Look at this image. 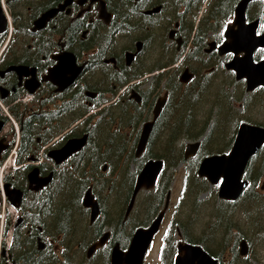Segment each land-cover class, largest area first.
<instances>
[{"label":"flooded vegetation","instance_id":"af4514ba","mask_svg":"<svg viewBox=\"0 0 264 264\" xmlns=\"http://www.w3.org/2000/svg\"><path fill=\"white\" fill-rule=\"evenodd\" d=\"M239 1L0 0V264H89L95 253L103 256L101 264H112L114 248L119 251L128 249L136 229L149 226L165 207L166 201L168 204L169 187L155 213H145L139 221L131 213L138 192L152 187L155 189L165 165L164 148L161 156L152 154L143 160L141 158L154 123L170 98L168 79H173L174 75L187 86H199L200 74L212 75L207 84V93L211 92L214 97H209L206 103L207 96L200 101L206 109L210 108L216 91L227 96L228 84L239 81L242 85L240 120L238 124L236 122L229 145L205 155L228 152L241 122L264 127V121L257 115L264 110V83L247 89L246 77H237L233 68L226 67V63L234 56L243 55V50L220 51L218 48L222 42L232 40L229 33L238 27L235 8ZM51 9H54L53 14L44 22L38 19ZM222 9H226L224 16ZM253 20H256L255 35L262 34L264 0L248 1L244 22ZM205 22H209L210 26L205 30L206 38L199 53L202 62L197 65L201 66L199 71H195L193 61L189 60L193 59L190 51L192 40L197 33V25ZM160 34L172 42L176 49L152 52L150 48ZM252 54L256 62L264 58V45L255 47ZM71 55L81 69L70 84L58 89L72 72ZM216 58L220 59L227 75L213 78V61ZM204 63L210 65L203 66ZM185 71L188 77L183 75ZM159 75L161 80L152 90L151 84L157 82ZM133 90L137 92L139 100L131 96ZM87 91L93 95H88ZM160 96L165 97L164 103L154 119L142 152L136 155L140 131L132 142L135 131L123 130L125 141L128 139L132 144L129 147L131 151L123 148L121 153L118 151L115 154L118 145L112 141L110 146L104 147L105 150L101 147L95 163L98 165L99 161H103L101 169L117 168L114 177L100 179L94 171H90L77 186V198H74L72 184L61 178L62 171L79 166L73 160L85 155L84 149L90 134L87 128L102 118L104 107L124 103L140 108V113L146 101H153L144 120L147 121L153 118V109ZM95 103L101 107L89 113ZM224 104L221 103L220 114L232 115L233 109H227ZM85 132L88 133L86 143L63 161L55 163L48 155L49 150L60 147L68 138ZM197 139L199 145L195 153L185 158L184 149V159L193 157L199 151L202 137ZM215 140L216 135L214 144ZM150 158H161L162 168L152 187L138 190L127 211L136 176ZM138 161H141V166L130 185V171ZM95 164L92 159H84L83 166L90 169ZM126 168L128 172L125 176L122 171ZM33 169H36L37 178L31 181L29 173ZM169 172L170 186L172 171ZM48 174L51 176L46 182L38 178ZM242 179L246 180V184L239 195L234 199L220 198L224 200L223 204L220 205L218 201L216 206L229 216L236 212L233 208L240 198L245 206L257 203L259 216L246 218L245 231L242 227L237 229L227 224L217 241V249L202 241L186 240V231L181 232L179 229L176 240L170 225L161 234L166 204L142 264H147L145 257L154 248L158 250V264H174L179 241L200 244L216 259V264H232L236 257L240 260L249 257L259 263L253 245L260 242L264 246V226L261 222L264 215V141L249 157ZM103 185L105 189L102 195L100 187ZM88 188L98 204V213L93 218L90 207L82 202V196ZM221 206L223 208L219 209ZM101 238L104 241L89 253V247Z\"/></svg>","mask_w":264,"mask_h":264},{"label":"water","instance_id":"95a60500","mask_svg":"<svg viewBox=\"0 0 264 264\" xmlns=\"http://www.w3.org/2000/svg\"><path fill=\"white\" fill-rule=\"evenodd\" d=\"M249 0H240L235 8V22L238 24L236 30H231L229 38L232 40L222 42L219 45L220 51L232 49L235 52L243 50V55L234 56L226 63L227 68H233L236 76H245L247 80V89H251L258 84L264 83V58L259 61L253 60V50L259 45H264V32L255 35L254 27L256 20L252 22H244V10ZM53 10L45 11L38 19L44 22L53 14ZM1 19V18H0ZM213 44V43H211ZM72 72L66 77L63 84L58 89L70 84L79 73L81 66L75 64L74 57L71 55ZM55 72V71H54ZM185 76H189L185 71ZM88 95H93L87 91ZM131 96L139 100V96L135 90ZM165 97L160 96L155 103L153 109V118L144 121L141 125L140 135L136 146V155H139L146 145L147 138L152 129L155 117L158 115ZM88 133L85 132L80 136L68 138L60 147L49 150L48 155L59 163L63 161L71 153L80 149L87 140ZM264 141V127L246 122H241L238 126L232 146L228 152L211 153L201 158L197 165L198 176L206 178L211 184H217V194L219 198L234 199L236 198L246 184V180L242 179V174L249 157L257 151L261 143ZM199 145V139L190 141L186 144L184 156L185 158L192 156ZM163 165L161 158H150L139 170L136 176V182L131 195L130 203L127 211L131 207L136 193L141 187L149 188L155 183L156 177ZM36 169L29 173V179L36 177ZM50 174L44 177H38L41 180L50 179ZM168 200V198H167ZM85 206L91 209V218L98 213V204L94 199L91 189L88 188L82 197ZM167 201L165 203L166 207ZM165 207L159 211V214L147 227H139L133 234L131 243L126 251L113 249L111 254L112 264H142L145 252L150 244L154 232L157 230ZM103 238L99 242L93 243L89 247V253L98 243H102ZM177 254L174 257V264H216V259L212 257L200 244L188 241H179L177 244ZM244 252L243 250L241 251Z\"/></svg>","mask_w":264,"mask_h":264},{"label":"trees","instance_id":"16d2710c","mask_svg":"<svg viewBox=\"0 0 264 264\" xmlns=\"http://www.w3.org/2000/svg\"><path fill=\"white\" fill-rule=\"evenodd\" d=\"M222 15L224 16L226 13V9L221 10ZM209 22L200 23L197 25L196 30L197 33L195 34L193 40H192V48H191V54L193 55V59H189L190 61H193V65L195 67V71H199V66L201 64L197 65V63L202 62V56L199 54L202 50V45L205 40L206 32L205 30L209 28ZM189 29L192 28V25L188 27ZM176 48H173L175 50ZM168 50H172L169 48ZM215 65V75L214 77H218L219 73L216 72L217 69H223V64L221 63L219 58H216L213 61ZM209 63H204L203 66H208ZM176 73V72H175ZM201 78L199 79V86L196 84L193 85H185L180 83L177 80L176 75H174L173 79H168V87L171 88L170 90V98L167 100V104L164 105V111L160 113L158 118L156 119L153 130L151 132L150 139L148 140L147 147L143 153V156L141 160H143L146 157L152 156H161L163 152L157 153L153 150H151V143L154 141V136L156 134H160L159 140H161L163 133H166L164 140L162 142V145L164 148V151L166 150V158H165V165L162 170V174L158 179L157 185L155 189L151 193V197L147 201L146 205V211L147 213H155L158 210V207L161 204V201L163 200L164 194L166 193L169 182L171 180L170 173H165L167 169H169L171 166L177 164L178 162L184 163L185 168V188L188 187V193L195 192L198 187L202 185L201 182H205L204 178H196V169L197 165L200 161V157L202 155H205L206 153L212 152L214 149L220 150V145L218 147L217 144H213V138L216 134L220 133V130L225 126V122L223 119L221 122H219V118L221 117V103L225 102L224 106L227 109H230L231 106H229V100H228V94L227 96L221 97V94H219L216 91L215 99H212V103L210 104V108L207 109L208 113L200 115V111L204 106L201 105V100L203 98L206 99L204 103L208 102L210 94L207 93L208 86L207 85L210 82V78L212 75L210 73L206 74H200ZM161 80L160 75L157 76V82H152L151 88L152 90H155L157 85L159 84ZM192 82V81H191ZM207 86V87H206ZM212 87V86H211ZM211 93V92H210ZM228 93V92H227ZM214 97V96H213ZM239 98V96H236ZM226 98V99H225ZM153 101H150L149 103H145L144 109L136 107L135 105L130 106L124 103H119L117 106L108 105L104 107L103 114L101 115L102 118L97 120V123L94 124V126L89 125L87 128L89 131V139L87 143V147L84 149L85 155L83 158L74 159L73 161L75 163H78L79 166H75L70 169H65L62 171L63 175H61V178H64L65 182L68 183L67 180L70 181V185L72 184L73 188V196L74 198H77L76 193L77 192V186L79 183L84 179V175H88L90 171H93L90 169L84 168V159L87 161V159H92L94 161V164L96 161H98L97 156L100 155L101 147H108L112 144V141L115 142V145H118L117 151H115V154L120 151L122 152V149L131 151L132 148H129L132 146V144L127 141H125V135H123L122 131L125 130L124 128L128 126V130L135 133L133 134V141L136 140L137 135L140 131V125L145 120L147 113L149 112L151 105ZM99 103H95L92 105V107L98 105ZM150 104V105H149ZM149 105V106H148ZM112 107V108H111ZM140 107V106H139ZM212 108H214V111H210ZM232 109V108H231ZM213 113V114H212ZM220 114V116H219ZM228 114V113H227ZM233 115H230L228 117H231ZM211 117L213 119L211 120ZM129 124H132L129 127ZM181 132H183V135H181ZM199 137H202V140L200 142L199 151L191 158L184 159L183 157V150L182 147L176 146V142L179 138H186L190 140H195ZM232 138V137H230ZM231 141V140H230ZM217 145V146H214ZM105 150V149H104ZM129 155L131 153L129 152ZM132 158V157H131ZM129 162H127L128 167ZM82 165V167H81ZM141 166V161H138L135 168L130 171L131 178L129 179V184L131 185L135 174L139 170V167ZM124 175L126 176V173L128 172V169H124L122 171ZM197 179V180H196ZM201 189L203 187H200ZM224 200H220L219 204L222 205ZM223 206H221L219 209H222ZM222 210H217V215L220 217L222 215L220 212ZM218 217V218H219ZM210 233H212L211 230H209ZM185 239L188 241H202L204 243V238L201 239H195L194 237L185 234ZM170 240L172 241V237L170 236Z\"/></svg>","mask_w":264,"mask_h":264},{"label":"rangeland","instance_id":"374dc122","mask_svg":"<svg viewBox=\"0 0 264 264\" xmlns=\"http://www.w3.org/2000/svg\"><path fill=\"white\" fill-rule=\"evenodd\" d=\"M171 22L172 20L170 21V23ZM170 23L168 25L169 27H171ZM187 23L190 24V22ZM160 32L163 33L162 30H160ZM158 36L159 37L155 39L153 46L150 48L152 52L160 51L166 48L167 49L174 48L173 43L165 40L164 35L160 34ZM125 41H122V43H124ZM167 42L169 45H167ZM224 75L227 74L223 68L219 71L218 76H224ZM231 77H227V78L231 79ZM228 85H229L228 100L230 104L229 106H231L234 112L232 113L233 116L231 117H228L227 113L226 114L223 113V115H221V117L218 119L219 122H221L223 119H226L224 120L225 122L224 129L221 130L219 134H216L217 140H215V142L218 145V147L219 145L220 146L229 145L231 140L230 138L231 134L233 132V129L236 127V122L238 124L240 120V114H239L240 102L242 101V95L240 93V90L242 88L241 87L242 85L240 84L239 81L235 83L233 82V84L231 85L228 84ZM223 96L224 95H221V97ZM236 96H239V98ZM209 97L211 98L213 97L211 93ZM99 107L101 106L92 107L91 109H89V113L96 111L97 109H99ZM206 113H208V110L205 107L202 108L200 111V115ZM257 115L259 119L264 121V110L258 112ZM212 119L213 117H211V120ZM124 129L128 130V127H125ZM163 134L164 135H162L161 140H159L161 133L156 134L154 141L151 143V150L157 153H161L163 151L162 142L164 140L166 133ZM181 135H183V132H181ZM190 141L192 140L186 138H179L176 142V146H180L182 147V150H184L186 144ZM102 164L103 161H99L98 165L97 164H95L94 166L92 165L90 166V168H93L92 170L94 171L95 175H98L100 179L105 178L108 180V176L114 177V171H117L118 169L117 168L113 169V166L101 169ZM169 171H172V181L169 186V198H168L167 209L165 211V215L163 217L162 225L160 228L162 229L161 234L164 233L167 227L170 225V227L172 226L170 228L171 232L174 234L176 240L178 239L177 229H179L181 232L186 231L188 235L194 237L195 239L204 238L207 244H210L213 249H217V241L220 239V236L223 234V229L227 224L237 227V229H241L242 227L243 231H245L248 221L246 218L249 216L252 218H257L259 216V206L257 203L255 204L249 203L247 206H245L244 202L240 198L237 204H235L233 208L234 211H236L235 213H231L228 216L222 210L220 212L222 215H220L219 217L217 215L218 208L216 206L217 202L220 201L219 200L220 198L217 194V184H211L206 178L199 177L196 173L197 176L196 178L205 179V182H201L202 185L200 186L203 188L201 189L200 187H198L195 192L188 193V187L185 188L184 185L185 168L182 162H179L174 167L167 169L165 173H170ZM104 189H105V185L100 187V193L102 195L104 194ZM153 189H154L153 187L147 190L141 189L138 192L134 201L133 209L131 211L135 220L138 221L141 220L142 218H144L145 213H147L146 211L147 200L149 199L150 193L153 191ZM115 201H117V199ZM85 221H87V219ZM261 222L264 226V215L261 218ZM209 230H211L212 233H210ZM238 232L240 231L238 230ZM260 244L261 243L259 242V244L254 243L253 245L254 248L256 247L254 253L260 259L259 263H256L254 260H252L249 257L247 259H242V260L236 257L232 264H264V246H261ZM102 257L103 256H101L100 253H95L93 260L90 261L89 264H101L100 261ZM158 260H159L158 250L156 251V248L152 249V252L149 253L147 257H145V263L147 264H158Z\"/></svg>","mask_w":264,"mask_h":264},{"label":"bare ground","instance_id":"6f19581e","mask_svg":"<svg viewBox=\"0 0 264 264\" xmlns=\"http://www.w3.org/2000/svg\"><path fill=\"white\" fill-rule=\"evenodd\" d=\"M83 197V196H82Z\"/></svg>","mask_w":264,"mask_h":264}]
</instances>
